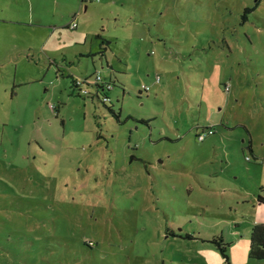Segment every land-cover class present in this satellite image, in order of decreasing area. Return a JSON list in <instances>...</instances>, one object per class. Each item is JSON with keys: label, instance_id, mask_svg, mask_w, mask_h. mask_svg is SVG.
Masks as SVG:
<instances>
[{"label": "rangeland", "instance_id": "rangeland-1", "mask_svg": "<svg viewBox=\"0 0 264 264\" xmlns=\"http://www.w3.org/2000/svg\"><path fill=\"white\" fill-rule=\"evenodd\" d=\"M81 1L0 0V264H246L264 0Z\"/></svg>", "mask_w": 264, "mask_h": 264}, {"label": "trees", "instance_id": "trees-1", "mask_svg": "<svg viewBox=\"0 0 264 264\" xmlns=\"http://www.w3.org/2000/svg\"><path fill=\"white\" fill-rule=\"evenodd\" d=\"M257 4H259V2ZM254 9H255V7L244 9V14L242 15V20L244 21V23L249 19L248 15L251 14L254 11ZM96 37L100 39V35H97ZM86 80H88V79H86ZM108 82L113 83V87H115L116 81H108ZM94 86L97 89V93L91 94V92H90L87 96L90 95L91 97L100 99L101 102H103L104 104H108L102 100L101 86H99V85H94ZM79 93L82 94L80 91H79ZM109 110L114 116L119 117V115H116L115 111L112 108H110V106H109ZM214 133H215V131H214ZM250 149L252 152L253 151L252 146H250ZM133 159H134L133 156H131V160H133ZM257 197H258L259 204L264 205V196L262 194H259ZM174 236L175 237H182L183 236L182 238H186V239H190V240L196 239L194 236L189 235V234H186V235L174 234ZM204 242H208V241H204ZM213 243H215L216 246L218 247V249L221 251V253H222L223 257L225 258V260L227 261V263L231 264L230 258L227 254V248L225 246L226 243L224 242V240L213 239ZM249 246H250L249 253H248L249 259L252 261H258V262L264 261V223L255 224L253 226V228L251 230V234H250V245Z\"/></svg>", "mask_w": 264, "mask_h": 264}, {"label": "crops", "instance_id": "crops-1", "mask_svg": "<svg viewBox=\"0 0 264 264\" xmlns=\"http://www.w3.org/2000/svg\"><path fill=\"white\" fill-rule=\"evenodd\" d=\"M33 1L34 0H29V3H30V5H33ZM81 2H83L85 5H87V3H89V2H93L92 0H82ZM78 4H79V0H72V5H76V7H74L73 9H72V12H71V15H73V21H72V23L74 22V21H76V23H77V27L76 28H78L79 27V20L81 19V17H80V15L81 14H76L78 11L76 10L77 9V6H78ZM38 5H40L39 7V17H41V18H45V19H47L48 17H49V14H46V11H45V8L43 7V6H41V4H39L38 3ZM86 8H87V6H86ZM84 17V15L82 16V18ZM71 23V24H72ZM71 26V25H70ZM76 28H74V29H76ZM106 38V37H105ZM102 35H100V39H101V42H103V43H101V51L99 52L101 55H102V57H106V60H107V62H108V64L110 65V63H109V56L107 55V53L109 54V52L108 51H104L105 50V45H104V42L106 43V41H108V43L110 44L111 43V41L110 40H106ZM109 48H111V44L109 45ZM104 49V50H103ZM90 55H91V53H90ZM112 76H110V78H109V80H105L104 78V80L105 81H116L117 82V78H114L113 77V74H111ZM114 79V80H113ZM96 89V88H95ZM114 89V88H113ZM112 89V90H113ZM90 91V90H89ZM91 92V91H90ZM95 93H97V89H96V91H95ZM95 93H91V94H95ZM257 203H258V206H259V208H261V209H263L264 210V205H261V204H259V202H258V197H257ZM259 223H264V220L263 221H260V222H256L255 224H259ZM249 244H250V241H249ZM249 249H250V246H249ZM249 253V252H248ZM246 264H264V261H260V262H258V261H252V260H246Z\"/></svg>", "mask_w": 264, "mask_h": 264}, {"label": "built area", "instance_id": "built-area-1", "mask_svg": "<svg viewBox=\"0 0 264 264\" xmlns=\"http://www.w3.org/2000/svg\"><path fill=\"white\" fill-rule=\"evenodd\" d=\"M71 27L72 28H76L77 27V23L76 21H74L72 24H71ZM158 80L160 79V77L158 76L157 78ZM91 84H94V85H99L101 86V93H102V100L105 102V103H109L111 102V98L110 96L108 95L109 92L112 91V89L114 88L113 87V83L111 82H108V81H104L102 76L100 75V73L98 72L97 75H96V78L94 81H91V80H86L84 85L86 86H90ZM83 85V86H84ZM80 86V84H79ZM143 89H146V90H149L150 87L149 86H143ZM226 90H229V85H226ZM82 94H85V95H88L90 93V91L86 88H82V91H80ZM104 92H107V93H104ZM214 134V129L209 127V128H206L201 134L198 135V140L203 142L204 140L207 139L208 136H211Z\"/></svg>", "mask_w": 264, "mask_h": 264}]
</instances>
